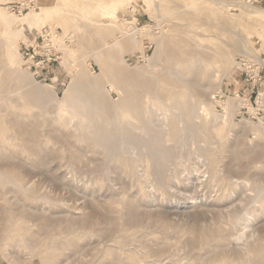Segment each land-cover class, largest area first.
I'll use <instances>...</instances> for the list:
<instances>
[{"label": "rangeland", "instance_id": "rangeland-1", "mask_svg": "<svg viewBox=\"0 0 264 264\" xmlns=\"http://www.w3.org/2000/svg\"><path fill=\"white\" fill-rule=\"evenodd\" d=\"M16 1L27 3L28 0ZM217 1L35 0L34 6L23 10L18 3L0 0V9L7 12L9 18L24 19L41 6L56 8L55 16L48 21L8 26L0 22V116L4 126L6 116L19 117L22 128L27 126L22 136L11 125L0 128V213L3 214L0 215V264H158L160 259L164 264H218L224 259L232 264L235 261L236 264H264V96L261 94L264 92V15L257 18L248 11L243 14L251 6L262 12L264 7L251 4L249 0ZM229 1L233 4H228ZM132 25L137 28L134 30ZM78 74L81 80L87 74L98 75L99 83L104 77L100 84L106 90L104 95L108 94L112 100L119 97L111 84L115 74L120 77L118 82H131L134 87L130 91L136 96V102L142 100L137 102L139 107L146 97L158 98L156 94L162 100L166 97L163 102L169 101L172 91L183 90L182 79L198 80L201 86L197 89L189 85V92L209 91L210 97H215L212 108L222 116L219 125L225 133L222 143L240 141L233 155L234 162L239 160L241 165L247 166L251 159L255 161L254 165L251 162V173H246L244 167L241 171L245 173L236 167L229 168L233 180H244L247 186L242 183L233 189L228 181L219 185L208 181L206 156L216 144L204 138L205 132L198 131L195 122L179 125L180 128L188 126L194 134L185 138L179 136L186 140L185 151L191 154L184 162L178 161L181 146L178 141H174L167 152L153 154L160 138L155 127L153 132L151 128L124 126V132L111 128L107 132L113 136L109 140L110 148L103 149L95 139H88L92 143L87 145L85 140L79 139V126L63 122L58 113L65 98L72 93L73 78ZM31 81L38 84L36 89ZM26 83L30 86L26 87ZM188 100L191 108L192 101ZM227 106H230L229 111ZM200 110L203 113V109ZM209 115L208 121H211L212 115ZM205 116L201 114L196 122L202 123ZM151 123L146 119L142 124L151 127ZM120 132L127 135L126 140L141 144L137 149L139 159L132 168L117 158L109 164L106 162L109 153L120 152L118 145L123 138ZM33 136H38V142L32 140ZM245 145L251 148V153ZM90 146L93 149L89 151ZM195 150L199 155H194ZM174 172L180 176L176 180L172 176ZM190 175H195L192 178L196 183L203 180L202 184L186 180ZM33 195L36 196L32 198ZM230 198L238 202H232L233 205ZM188 202L194 204L192 211L173 209ZM20 204L25 205L24 209ZM59 207L63 209L60 211ZM72 209L78 215H74ZM247 221L251 222L250 230L244 226ZM240 234L245 240L236 237Z\"/></svg>", "mask_w": 264, "mask_h": 264}, {"label": "bare ground", "instance_id": "bare-ground-1", "mask_svg": "<svg viewBox=\"0 0 264 264\" xmlns=\"http://www.w3.org/2000/svg\"><path fill=\"white\" fill-rule=\"evenodd\" d=\"M163 1V0H162ZM215 1V0H214ZM216 2H218L217 0H216ZM220 3V2H219ZM231 3L232 2H230L229 1V3L228 4H230L231 5ZM227 4V5H228ZM233 4V3H232ZM236 4H238V3H236ZM248 4V3H247ZM246 4V5H247ZM250 4V3H249ZM231 7V6H230ZM226 8V7H225ZM185 9V8H184ZM226 10V9H225ZM7 11V10H6ZM55 11H56V8H55V6H47V7H44V6H41L40 7V10L39 11H37V12H35V13H33V14H27L26 16H25V18L24 19H22V18H15V17H13V18H9L8 17V15H7V12L5 13L2 9H0V22H2L3 23V25H5V26H8L10 23H14V24H22V25H26V24H28V25H30V24H34V23H36V22H40V21H42V20H45V21H48L50 18H52V17H54L55 16ZM249 12V13H251L253 16H255V17H257V18H260V17H262V15H264V12H262V10H260V9H258L257 7H252L251 6V8L250 9H247V10H245V12L243 11V14H245L246 12ZM264 11V10H263ZM220 12V11H219ZM222 12V11H221ZM11 15V14H10ZM78 16V15H77ZM86 17V16H85ZM86 20V19H85ZM90 21V20H89ZM88 22V21H87ZM98 22V21H97ZM97 22H96V24H97ZM1 23V24H2ZM90 23H92V22H90ZM94 23V22H93ZM105 24H107V23H105ZM218 24V23H217ZM98 27V26H97ZM213 27H216L218 30H219V28H221V27H219V26H213ZM219 27V28H218ZM132 28L134 29V28H137L136 26H133L132 25ZM210 28V27H209ZM215 28V29H216ZM223 28V27H222ZM225 28V27H224ZM203 29V28H202ZM211 29V28H210ZM51 30V29H50ZM135 30V29H134ZM223 30V29H222ZM225 30V29H224ZM223 30V31H224ZM207 31V30H206ZM216 31V30H215ZM225 33V32H224ZM234 33V32H233ZM98 34H100V33H98ZM217 33H215V35H216ZM223 34V33H222ZM235 34V33H234ZM217 35H219V34H217ZM136 37V36H135ZM240 37V36H239ZM102 38V37H101ZM92 40V39H91ZM241 40V39H240ZM136 42V41H135ZM225 43V42H224ZM240 44H242V43H240ZM160 45V44H159ZM212 46V45H211ZM230 47V46H229ZM240 48V47H239ZM241 49V48H240ZM243 49V48H242ZM98 51V50H97ZM225 51V50H224ZM221 52V51H220ZM95 53V52H94ZM221 53H223V52H221ZM224 54V53H223ZM199 55H202V54H199ZM96 56H97V54H96ZM203 57V56H202ZM203 59H205V57L203 58ZM98 60V59H97ZM100 60H102V59H100ZM98 61L97 62V64L98 63H100L101 61ZM104 60V59H103ZM191 62L193 61V59L191 58V60H190ZM183 62V61H182ZM181 62V63H182ZM184 63V62H183ZM189 63V62H188ZM206 63H207V65L209 64L210 65V63L209 62H207V60H206ZM186 64V65H185ZM188 64L185 62L184 63V66H187ZM106 66H108L107 64H106ZM183 66V65H182ZM7 67V66H6ZM188 67V66H187ZM186 67V68H187ZM108 69V68H107ZM188 69V68H187ZM23 70V69H22ZM101 70V69H100ZM102 70L104 71L105 69L104 68H102ZM109 70V69H108ZM109 71H111V70H109ZM13 72V71H12ZM21 72V71H20ZM23 72V71H22ZM111 72H113V71H111ZM91 73V72H90ZM13 74V73H12ZM77 74V73H76ZM16 75H17V72H16ZM79 75L80 74H78L77 76H75L73 79H74V83L72 84V87H71V91H72V93L70 94V96L68 97V98H65L66 100H65V102H63L62 103V107L59 109V115H60V118H61V120H63V122H65V123H75L76 125H78L79 127V135H80V137H79V139H81V140H85V142L87 143V145L89 144L90 145V143H92V140H90V143H89V140L88 139H95V143L96 144H99L100 145V147H102L103 149H106V148H108L110 145V142H109V140H110V138H112L113 136H109L108 134H107V132L109 131V129H111V128H114L115 130H117V131H123L124 132V126H126V128H133V129H141V130H143V129H146V128H148V129H150L152 132H153V130H152V128L153 127H155L156 129H157V131L158 132H156V133H159L160 134V138H158L159 139V147H154V150H153V154L154 155H161V154H163V153H165V152H167L170 148H171V146H174V141H178V142H181V146H179L180 147V149H179V147H177L178 149V151H179V160L178 161H180V162H184V161H186V160H188V159H190L191 158V154L190 153H186V151H185V148H186V140H181L180 138H179V136H182V138H185L186 136H188V135H194L193 134V132H192V130L191 129H189L188 128V126H183V127H181L180 128V124H189V123H191V122H195V125L197 126V129H198V131H200L201 130V132L202 131H204L205 132V135H204V138L205 139H209V141L210 142H212L213 144H216L214 147L215 148H212V149H210V150H212L210 153H208L207 154V156H206V161H205V163H208V171L210 172V174H209V172H208V174L210 175H208L209 177V179H208V181H210V182H216V183H218V185H219V183H223L222 181H228L227 183H232V184H230V185H232V187H233V189L235 188V187H237V186H239L240 184H242L243 182H244V180L243 181H235V180H233V178L234 177H232V175L229 173V168H232V167H236L237 169H239L240 171L241 170H246L245 172L246 173H249V171H250V173H251V171H253V170H251L252 168H253V165H254V163L253 162H255L254 160H252L251 159V161H249V163H248V165L247 166H243V165H241V163H240V161L238 160V162H234V160L236 159L233 155H234V152H237L238 151V146L240 145V143H238V142H240V141H238V142H233V141H231L230 140V138H229V140L230 141H228V142H226V143H222V138H223V134H225L224 133V129L221 127V126H219L222 122L220 121V118L222 117L221 116V114H219L218 112H216L213 108H212V105H213V103H214V96H212V97H210V95L208 94V92L206 91L205 93H203V92H198L197 94H192V93H190L189 92V90H190V86L191 87H194V88H197L198 89V87H200L201 86V83H199V81L198 80H196V79H182V82H180V83H182V86L184 87L183 88V90L182 89H178V90H176V91H172V94L170 95V96H168V98H169V101H167V102H163L164 100H165V98H164V100H162L161 98H159V96H157V94L155 95L156 97H158V98H156L155 100H152L151 98H148V97H146L147 99L142 103V106H137V102H138V104H139V102H141L140 100H137V102H136V96H134L133 94L134 93H131V91L130 90H132V83L131 82H118L119 80L118 79H120V77H118V76H116V74H115V78H114V80H112L111 81V84H112V87H113V89L114 90H117L118 92V94H119V97H117L118 99H116V100H112L111 98H108V94H106V96L104 95V91H106V90H104V87L100 84V83H102V82H104L103 80L105 79L104 77H103V80H102V82L100 81V83H99V81H98V78L97 77H99L98 75H94V74H87L86 75V78H84V80H81L80 79V77H79ZM100 75V74H99ZM118 75V74H117ZM14 76V75H13ZM18 76V75H17ZM82 76V75H81ZM110 76V75H109ZM108 76V77H109ZM113 76V75H112ZM172 76V75H171ZM173 77H175V76H173ZM178 78V80H179V77H177ZM110 79V78H109ZM21 80V79H20ZM25 80V79H24ZM99 80H101V79H99ZM107 80V79H106ZM1 81V80H0ZM169 81V80H168ZM181 81V80H180ZM26 82H28V81H26ZM35 82V81H34ZM34 82H32L31 81V83H32V85H35V87H33V88H35L36 89V85H38V84H36V83H34ZM211 82V81H210ZM23 83V82H22ZM107 83H109L108 81H107ZM167 83H169V82H167ZM209 83V82H208ZM29 85V84H28ZM31 85V86H32ZM136 85V84H135ZM165 85V84H164ZM190 85V86H189ZM30 86V85H29ZM29 86H27V83H26V87H29ZM134 87V86H133ZM165 88L167 87V85L166 86H164ZM0 88H1V86H0ZM111 88V87H110ZM137 88V87H136ZM170 88V87H169ZM193 88V89H194ZM34 89V90H35ZM167 89V88H166ZM170 89H172V88H170ZM38 90V89H37ZM192 90V89H191ZM39 91L41 92V90L39 89ZM198 91V90H197ZM202 91V90H201ZM103 92V93H102ZM112 92V91H111ZM263 96H264V92H262L261 93ZM37 95V94H36ZM35 95V96H36ZM165 95V94H164ZM40 96V95H39ZM45 96V95H44ZM113 96V95H112ZM4 97V96H3ZM29 97V96H28ZM31 97V96H30ZM135 97V98H134ZM142 97V96H141ZM149 97H150V95H149ZM162 97V96H161ZM204 97H207L209 100H206V98H204ZM11 97H9V99H10ZM139 98V96H137V99ZM188 98L192 101V103L190 104L192 107L191 108H189L188 107V105H189V100H188ZM4 99H7V97L6 98H4ZM30 99V98H29ZM67 99L69 100L70 99V101L69 102H67ZM143 99V98H142ZM195 99H197V101L195 102ZM7 101H9V100H7ZM11 101V100H10ZM216 102V101H215ZM10 104H11V102H10ZM229 104V103H228ZM8 105H9V103H8ZM17 105V104H16ZM10 106V105H9ZM1 107V106H0ZM110 107V108H109ZM228 108H226L228 111L230 110L229 109V107L230 106H227ZM250 107V106H249ZM3 108V107H2ZM19 108V107H18ZM251 108V107H250ZM10 109H11V107H10ZM110 109V110H109ZM200 109H203V113L205 114V115H207V116H205V119H204V121L202 122V123H199L200 122V120H199V122H196V119L197 118H199V117H201V114H203L202 113V111L200 110ZM3 110V109H2ZM7 111V110H6ZM6 111H5V113H6ZM46 111H48V110H46ZM161 112V113H160ZM2 114V113H1ZM10 115H12V112H10L9 113ZM8 114V115H9ZM209 114H211L212 115V120L211 121H208V118H209ZM226 114V113H225ZM229 114V113H228ZM15 115V114H14ZM17 115V114H16ZM163 116L162 117V119H159V117L160 116ZM18 116V115H17ZM40 116V115H39ZM55 116V115H54ZM10 117V116H9ZM5 119V118H4ZM146 119H149L150 120V122L152 121V123L151 124H153V126L151 125V127L150 126H145V124H142V123H145V120ZM200 119V118H199ZM23 120V119H22ZM5 121H6V126H4V124H3V117L2 116H0V128L2 129V128H5V127H8V125H11V126H13L14 128H15V130H16V133L18 134V135H21L22 136V134H25L26 133V130L24 129L25 127H27V126H24V128H22V125H23V123L21 124V120L19 119V117H10V118H8L7 116H6V119H5ZM225 122V121H224ZM33 123V122H32ZM73 124L71 125V126H73ZM141 124L143 125V126H141ZM43 125V124H42ZM181 125V126H182ZM36 126V125H35ZM51 126V125H50ZM12 127V128H13ZM77 126H75V129H77L76 128ZM229 127H231V126H229ZM10 128V127H9ZM13 128V129H14ZM67 128V127H66ZM27 129V128H26ZM29 129V128H28ZM132 129V130H133ZM200 129V130H199ZM55 130V132H56V129H54ZM128 130V129H127ZM206 130V131H205ZM129 131H131V130H129ZM150 131V132H151ZM23 132H25V133H23ZM27 132H28V130H27ZM30 132V131H29ZM42 132V131H41ZM49 132V131H48ZM121 132L119 133V134H121ZM31 133V132H30ZM50 133V132H49ZM54 133V132H53ZM155 133V132H154ZM155 133V134H156ZM43 134V133H42ZM45 134V133H44ZM47 134V133H46ZM57 135H58V133H56ZM55 134V135H56ZM75 134V133H74ZM73 134V135H74ZM114 134V133H113ZM124 134V133H123ZM153 134V133H152ZM158 134V135H159ZM200 134V133H199ZM51 135V134H50ZM49 135V136H50ZM54 135V134H53ZM122 135V134H121ZM200 135H202V133L200 134ZM20 136V137H21ZM26 136V135H25ZM28 136V135H27ZM61 136V135H60ZM59 135H58V137H60ZM63 136H65V135H63ZM127 135H122V139H121V142H120V144L118 145L119 146V149H120V152H111V153H109V156L107 155V157H108V161H106L107 162V164H109V163H111L112 161H113V159L115 158H117V159H120V160H123L126 164H127V166H128V168H132L133 167V164H134V162L135 161H137V159H139V156H140V154L137 152V149H139V146L141 145L139 142H134L133 140H131V139H129V140H126L125 139V137H126ZM13 137V136H12ZM11 137V138H12ZM32 137V136H31ZM30 137V138H31ZM34 137V136H33ZM37 137L38 136H36V137H34V138H32V140H34V141H37L36 139H37ZM72 137V136H71ZM77 137H78V135H77ZM195 137V136H194ZM201 137V136H200ZM226 137V136H225ZM224 137V138H225ZM239 137V136H238ZM10 138V137H9ZM14 138V137H13ZM24 138V137H23ZM40 138V137H39ZM46 138V137H45ZM52 138V137H51ZM54 138V137H53ZM235 139H236V137H234ZM240 139H242L241 138V136L239 137ZM15 139V138H14ZM44 139V138H43ZM64 139V138H63ZM226 139V138H225ZM238 139V138H237ZM244 139V141H245V137L243 138ZM8 140V139H7ZM31 140V139H30ZM40 140V139H39ZM42 140V139H41ZM227 140V139H226ZM234 140V139H233ZM14 141V140H13ZM46 141V140H45ZM66 141V140H65ZM64 141V142H65ZM113 141V140H112ZM21 142V141H20ZM26 142H28V141H26ZM38 142V141H37ZM40 142V141H39ZM42 142V141H41ZM68 142V141H67ZM83 142V141H82ZM194 142H195V139H194ZM43 143H45L44 141H43ZM58 143V142H57ZM34 144H36V145H38L36 142L34 143ZM65 144V143H64ZM67 144V143H66ZM248 144V143H247ZM28 145V144H27ZM30 145V144H29ZM28 145V146H29ZM177 145V144H176ZM176 145H175V147H176ZM31 146H33V144L31 145ZM70 146V145H69ZM114 146V145H113ZM246 146V145H245ZM27 147V146H26ZM68 147V146H67ZM66 147V148H67ZM84 147V146H83ZM87 146H85L84 148H86ZM91 147V149H88L89 151L90 150H92L93 148V146H90ZM213 147V146H212ZM247 147V149H248V152H250L251 153V148L250 147H248V146H246ZM89 148V147H88ZM110 148V147H109ZM173 148V147H172ZM195 148V147H194ZM26 149H28V148H26ZM29 149H30V147H29ZM33 149V148H32ZM74 149V148H73ZM112 149V148H111ZM188 149V148H187ZM207 149V150H206ZM206 151H209V149L206 147ZM245 149V148H244ZM243 150V149H242ZM30 151H31V149H30ZM80 151V150H79ZM196 151V150H195ZM244 151V150H243ZM261 152V151H260ZM86 153V152H85ZM84 153V154H85ZM106 153V152H105ZM199 152H195L194 153V155L195 154H198ZM255 153V152H254ZM67 154H68V152H67ZM72 154V153H71ZM33 155H35V153L33 154ZM70 155V154H69ZM82 155H83V153H82ZM89 155V154H88ZM97 155V154H96ZM199 155V154H198ZM85 156V158H86V155H84ZM93 156V155H92ZM105 156V155H104ZM192 156H193V154H192ZM254 156H257V155H254ZM259 156V155H258ZM70 157V156H69ZM75 157V156H74ZM91 157V156H90ZM135 157V158H134ZM160 157V156H159ZM238 157V156H237ZM252 157V156H251ZM87 158H89V157H87ZM197 158V157H196ZM199 158V157H198ZM70 159H71V157H70ZM75 159V158H74ZM79 158H77V160H78ZM91 159V158H90ZM245 159V158H244ZM72 160V159H71ZM176 160V161H177ZM240 160H241V158H240ZM245 160H247V159H245ZM244 160V162H246ZM40 161V160H39ZM75 161V163L77 162L76 160H74ZM90 161V160H89ZM139 161V160H138ZM143 161V160H142ZM170 161V160H169ZM203 161V160H202ZM201 161V162H202ZM260 161V160H259ZM36 162V161H35ZM49 162V161H48ZM81 162V161H80ZM83 162V161H82ZM81 162V163H82ZM90 162H92V161H90ZM105 162V163H106ZM253 163V165H251L252 163ZM37 163V162H36ZM52 163V162H51ZM74 163V162H73ZM85 163V162H84ZM93 163V162H92ZM97 163V162H96ZM101 163V162H100ZM143 163V162H142ZM147 163V162H146ZM152 163V162H151ZM178 163V162H177ZM167 164V163H166ZM172 164V163H171ZM179 164V163H178ZM181 164V163H180ZM242 164H244V163H242ZM257 164V163H256ZM49 165V164H48ZM182 165H184V164H182ZM194 165V164H193ZM207 165V164H206ZM16 166V165H15ZM85 166V165H84ZM89 165H87V167H88ZM96 166V165H95ZM106 166V165H105ZM113 166V165H112ZM147 166V165H146ZM151 166V165H150ZM155 166V165H154ZM11 167V166H10ZM9 167V168H10ZM36 167H38V166H36ZM39 167H40V165H39ZM42 167V166H41ZM51 167V166H50ZM53 167V166H52ZM176 167V166H175ZM196 167V166H195ZM206 167V168H207ZM243 167H244V169H243ZM255 167V166H254ZM257 167V166H256ZM77 168H79V167H77ZM98 168V167H97ZM177 168V167H176ZM6 169V168H5ZM15 169V171H17L16 170V168H14ZM13 169V170H14ZM32 169H34V168H32ZM50 169V168H49ZM96 169V168H95ZM98 169H100V168H98ZM110 169V168H109ZM143 169V168H142ZM157 169V168H156ZM174 169V168H173ZM191 169H193V168H191ZM197 169V168H196ZM255 169V168H254ZM7 170V169H6ZM9 170V169H8ZM12 170V169H11ZM31 170V169H30ZM36 170V169H35ZM51 170H52V168H51ZM80 170H81V168H80ZM79 170V171H80ZM84 170V169H83ZM94 170V169H93ZM93 170H89L88 169V171H93ZM207 170V169H206ZM256 170V169H255ZM82 171V170H81ZM171 171V170H170ZM179 171V170H178ZM205 171V170H204ZM23 172V171H22ZM34 172V171H33ZM83 172V171H82ZM141 172V171H140ZM194 172V171H193ZM242 172V171H241ZM240 172V173H241ZM244 172V171H243ZM242 172V173H243ZM244 172V173H245ZM3 173V172H2ZM18 173V172H17ZM37 173V172H36ZM79 173V172H78ZM84 173V172H83ZM196 173H197V171H196ZM206 173V172H205ZM241 173V174H242ZM64 174V173H63ZM146 174V173H145ZM171 174V173H170ZM169 174V175H170ZM198 174V173H197ZM199 174H201V173H199ZM198 174V175H199ZM99 175V174H98ZM179 175H180V173H179ZM243 175V174H242ZM246 175V174H245ZM14 176H16V175H14ZM20 177V175H17V177ZM29 176V175H28ZM120 176V175H119ZM147 176V175H146ZM172 176H174L173 178L176 180L177 179V177H180V176H178L177 175V173L175 174V172H174V174L172 175ZM184 176V175H183ZM195 177V175H190L189 177H187L186 178V180H189V182L191 183V181H194V183H196L195 182V180L192 178V177ZM241 176V175H240ZM12 177H13V175H12ZM31 177V176H30ZM87 177V176H86ZM95 177V176H94ZM93 177V178H94ZM123 177V176H122ZM141 177V176H140ZM201 177H202V175H201ZM242 177V176H241ZM118 178V177H117ZM199 178V177H198ZM259 178V177H258ZM257 178V179H258ZM31 179L32 178H30V182H31ZM202 179H203V177H202ZM242 179H246L245 177L243 178L242 177ZM23 180V179H22ZM26 180V181H25ZM24 181L25 182H27L28 183V181H27V179H25ZM197 180V179H196ZM200 180V179H199ZM199 180H197L198 182V184H199V182H201V184H202V181L203 180H201V181H199ZM248 180V179H247ZM263 180V179H262ZM71 181V180H70ZM182 181H183V179H182ZM204 181H206V180H204ZM260 181V180H259ZM107 182V181H106ZM169 182H171V180L169 181ZM178 182V181H177ZM188 182V181H187ZM209 182V183H210ZM258 182V181H257ZM3 183V182H2ZM24 183V182H23ZM174 183H175V181H174ZM196 183V184H197ZM208 183V184H209ZM234 183V184H233ZM256 183V182H255ZM259 183V182H258ZM260 183H261V181H260ZM12 184H13V182H12ZM22 184V183H21ZM31 185H33V183H30ZM177 184V183H176ZM207 184V185H208ZM212 184V183H211ZM244 184V183H243ZM171 185V184H170ZM178 185V184H177ZM176 185V186H177ZM187 185V184H186ZM200 185V184H199ZM205 185V184H204ZM203 185V186H204ZM245 186H247V184H244ZM258 185V184H257ZM26 186V185H25ZM35 186V185H34ZM172 186V185H171ZM189 186H191V185H189ZM196 186H198V185H196ZM202 186V187H203ZM244 186V187H245ZM10 188H11V186H9ZM13 187H15V184H14V186ZM146 187V186H145ZM152 187V186H151ZM192 187V186H191ZM194 187V186H193ZM206 187V186H205ZM218 187H220V186H218ZM226 187H229V186H227L226 185ZM226 187H225V189H226ZM241 187H243V186H241ZM264 187V186H263ZM17 188V187H16ZM16 188H15V193H17L16 192ZM29 188V187H28ZM31 188V187H30ZM29 188V189H30ZM33 188V187H32ZM117 188V187H116ZM184 188V187H183ZM183 188H182V190H183ZM186 188H188V186L186 187ZM195 188V187H194ZM201 188V187H200ZM261 188H262V186H261ZM260 188V189H261ZM34 189V188H33ZM32 189V190H33ZM140 189V188H139ZM170 189H172V187L170 188ZM174 189V188H173ZM189 189V188H188ZM197 189V188H196ZM202 189V188H201ZM204 189V188H203ZM223 190H224V188H222ZM232 189V190H233ZM236 189V188H235ZM14 190V189H13ZM12 190V191H13ZM25 190V189H24ZM180 190V189H179ZM186 190V189H185ZM245 190V189H244ZM262 190V189H261ZM260 190V191H261ZM35 191H36V187H35ZM34 191V194L36 193ZM117 191V190H116ZM127 191V190H126ZM187 191H189V190H187ZM186 191V192H187ZM225 191V190H224ZM246 191V190H245ZM260 191H259V194L261 195V193H262V191H261V193H260ZM153 192V191H152ZM231 191H230V189H229V193H230ZM235 192V191H234ZM263 192H264V189H263ZM85 193V192H84ZM121 193V192H120ZM126 193V192H125ZM137 193V192H136ZM174 193V192H173ZM176 193V192H175ZM195 193V192H194ZM213 193V192H212ZM211 193V194H212ZM232 193V192H231ZM242 192H240V194H241ZM96 194V193H95ZM94 194V195H95ZM109 194V193H108ZM135 194V193H134ZM139 195H140V193H138ZM137 194V195H138ZM177 194V193H176ZM199 194V193H198ZM209 194V193H208ZM228 194V193H227ZM248 194V193H247ZM88 195V194H87ZM86 195V196H87ZM90 195V194H89ZM88 195V196H89ZM136 195V194H135ZM138 195V196H139ZM179 195V194H178ZM222 195H225V194H222ZM234 195V194H233ZM233 195L231 196V197H233ZM250 195V194H249ZM248 195V196H249ZM36 195H33L32 196V198H34ZM42 196V195H41ZM44 196V195H43ZM103 196V195H102ZM101 196V197H102ZM105 196V195H104ZM107 196V195H106ZM131 196H132V194H131ZM153 196V195H152ZM180 196H181V194H180ZM230 196V195H229ZM228 196V197H229ZM235 196V195H234ZM240 197L239 198H241V195H239ZM242 196H246L245 194L244 195H242ZM251 196V195H250ZM259 196V195H258ZM257 196V197H258ZM19 197H20V195H19ZM190 197V196H189ZM193 197V196H192ZM196 197V196H195ZM224 197V196H223ZM256 197V196H255ZM254 197V198H255ZM21 198V197H20ZM43 199L45 198V196L44 197H42ZM244 198V197H243ZM247 198V196L244 198V199H246ZM6 199H7V197H6ZM10 199V198H9ZM27 199V198H26ZM100 199H103V198H100ZM185 199H186V197H185ZM194 199V198H193ZM192 199V200H193ZM203 199H205V198H203ZM8 200V199H7ZM15 200V199H14ZM20 200V199H19ZM18 200V201H19ZM24 200V199H23ZM28 200V199H27ZM36 200V199H35ZM38 200V199H37ZM105 200H107V199H105ZM154 200V199H153ZM199 200V199H198ZM229 200H231V203L232 202H234L235 201V199L234 198H230ZM236 200H239L238 198L236 199ZM241 200H243V199H241ZM16 201V200H15ZM29 201V200H28ZM33 201V200H32ZM31 201V202H32ZM119 201V200H118ZM146 201V200H145ZM152 201V200H151ZM191 201V200H190ZM211 201V200H210ZM210 201H209V203H210ZM226 201H228V200H226ZM225 201V202H226ZM244 201V200H243ZM247 201H248V199H247ZM134 199L132 198L131 199V203L132 204H134ZM157 202V201H156ZM179 202V201H178ZM177 202V203H178ZM197 202V200L196 201H194V203H196ZM205 202V201H204ZM207 202V201H206ZM236 202V201H235ZM238 202V201H237ZM236 202V203H237ZM5 203H7V202H5ZM10 203V202H9ZM11 203H13L12 201H11ZM15 203V202H14ZM21 203V202H20ZM23 203V202H22ZM160 203V202H159ZM158 203V204H159ZM181 203V202H180ZM185 203V202H184ZM199 203V202H198ZM209 203H206V204H209ZM245 203V202H244ZM248 203V202H247ZM83 204V203H82ZM204 204V203H203ZM205 204V205H206ZM233 205H234V203H232ZM246 204V203H245ZM14 205V204H13ZM20 205H22L23 206V204H20ZM28 205V204H27ZM126 205V204H125ZM193 205L194 204H189V202H188V204H186V205H176V206H174V208L173 209H175V210H185V211H189V210H191V208L193 207ZM210 205H211V203H210ZM232 205V206H233ZM247 205V204H246ZM253 205V204H252ZM15 206H16V204H15ZM25 206V205H24ZM24 206H23V209H24ZM30 206H31V204H30ZM149 206V205H148ZM198 206V205H197ZM203 206V205H202ZM213 206V205H212ZM228 206H230V205H228ZM251 206V205H250ZM9 207V206H8ZM18 207H19V204H18ZM64 207V206H63ZM78 207H79V205H78ZM124 207V206H123ZM207 207V206H206ZM245 207V206H244ZM6 208V207H5ZM12 208V207H11ZM31 208H33L32 206H31ZM43 208V207H42ZM65 208V207H64ZM128 208V207H127ZM163 208V207H162ZM223 208V207H222ZM236 208V207H235ZM240 208V207H239ZM247 208V207H246ZM13 209H17V208H13ZM22 209V210H23ZM27 209V208H26ZM25 209V210H26ZM35 209V208H34ZM54 209V208H53ZM63 209V208H62ZM61 209V210H62ZM68 209V208H67ZM195 209V208H194ZM249 208H247V210H248ZM8 210H9V208H8ZM7 210V211H8ZM36 210V209H35ZM39 210V209H38ZM37 210V211H38ZM59 210H60V207H59ZM60 210V211H61ZM72 210H74V209H72ZM232 210V209H231ZM234 210H236V209H234ZM244 210V209H243ZM247 210L245 211V213L244 214H246V212H247ZM6 211V212H7ZM11 210H9V212H10ZM16 211V210H15ZM27 211V210H26ZM47 211V210H46ZM51 211H52V209H51ZM77 211H79V210H77ZM171 211V210H170ZM192 211V210H191ZM238 211H240V210H238ZM242 211V210H241ZM3 212V211H2ZM12 212V211H11ZM21 212V211H20ZM23 212V211H22ZM54 212V211H53ZM52 212V213H53ZM56 212V211H55ZM66 212H67V210H66ZM69 213H71L70 211H68ZM73 212V211H72ZM227 212H231V211H227ZM261 212V211H260ZM34 213H36V212H34ZM57 213H58V211H57ZM63 213H65L64 211H63ZM234 213V212H233ZM17 214V213H16ZM73 214L74 215H78V212H75V210H74V212H73ZM82 214V213H81ZM0 215H2L3 216V214H1L0 213ZM14 215H15V213H14ZM18 215V214H17ZM20 215V214H19ZM57 215V214H56ZM80 215V214H79ZM134 215V214H133ZM231 215L233 216V214H232V212H231ZM238 215H241V214H237V217H239ZM9 216V215H8ZM22 216H23V214H22ZM21 216V217H22ZM61 216V215H60ZM81 216V215H80ZM135 216V215H134ZM235 216H236V213H235ZM244 216V215H243ZM248 216V212H247V214L245 215V217H247ZM20 217V216H19ZM57 217V216H56ZM78 217V216H77ZM127 217H129L128 215H127ZM212 217V216H211ZM230 217V216H229ZM242 217V216H241ZM2 218V217H1ZM14 218H16V217H14ZM24 218V217H23ZM82 218V217H81ZM141 218V217H140ZM143 218V217H142ZM243 218L244 217H242V220H243ZM10 219V218H9ZM11 219L13 220V218L11 217ZM28 219V218H27ZM77 219V218H76ZM126 219V218H125ZM236 219V218H235ZM234 219V220H235ZM239 219V218H238ZM253 219V218H252ZM16 220V219H15ZM127 220V219H126ZM225 220V219H224ZM250 220V219H249ZM248 220V221H249ZM19 221V220H18ZM135 221V220H134ZM226 221V220H225ZM246 222L245 224H244V226L245 227H247V229L246 230H248L249 229V226L251 225L250 223L251 222ZM252 221V220H251ZM210 222V221H209ZM234 222H236V220L234 221ZM238 222H240V221H238ZM242 222V221H241ZM253 222V221H252ZM15 223V222H14ZM14 223L12 222V224L14 225ZM222 223V222H221ZM243 223V222H242ZM255 223V222H254ZM254 223H252L253 225H254ZM16 224V223H15ZM237 224H239V223H237ZM10 225V224H9ZM111 225V224H110ZM208 225V224H207ZM234 225V224H233ZM261 225V224H260ZM61 226V225H60ZM221 226V225H220ZM239 226V225H238ZM122 227H124V226H122ZM144 227V226H143ZM151 227V226H150ZM222 227V226H221ZM241 227V226H240ZM243 227V226H242ZM241 227V228H242ZM244 227V228H245ZM251 227H252V225H251ZM126 228V227H125ZM128 228H129V226H128ZM229 228V227H228ZM231 228V227H230ZM237 228H239V227H237L236 226V229ZM60 229V228H59ZM144 229V228H143ZM146 229V228H145ZM255 229V228H254ZM58 230V229H57ZM116 230V229H115ZM126 230V229H125ZM129 230V229H128ZM188 230V229H187ZM229 230V229H228ZM250 230V229H249ZM252 230V229H251ZM66 231V230H65ZM67 231H68V229H67ZM84 231V230H83ZM130 231V230H129ZM71 232V231H70ZM85 232V231H84ZM244 232V231H243ZM242 231H240V233H243ZM74 233V232H73ZM150 233H151V231H150ZM218 233V232H217ZM245 233V232H244ZM127 234V233H126ZM163 234V233H162ZM250 234V233H249ZM141 235V234H140ZM243 234H240V235H238V236H236V237H238V239H240V238H242L243 236H242ZM246 235V234H245ZM245 235H244V237H245ZM68 236V235H67ZM88 236V235H87ZM219 236H221L222 237V235H219ZM218 236V237H219ZM82 237V236H81ZM90 237V236H89ZM97 237V236H96ZM235 237V238H236ZM93 238V237H92ZM226 238H229V236L227 235L226 236ZM252 238V237H251ZM237 239V238H236ZM237 239V240H238ZM242 239H244L245 240V238H242ZM242 239H240L241 241H243ZM137 240V239H136ZM143 240V239H142ZM164 240V239H163ZM235 240V239H234ZM239 240V241H240ZM75 241V240H74ZM146 241H147V239H146ZM140 242V241H139ZM150 242V241H149ZM201 242V241H200ZM203 242V241H202ZM259 242V241H258ZM70 243V242H69ZM236 243V242H235ZM248 243V242H247ZM246 243V244H247ZM73 244V243H72ZM115 244V243H114ZM113 244V245H114ZM135 244V243H134ZM138 244V243H137ZM136 244V245H137ZM147 244V243H146ZM156 244V243H155ZM237 244V243H236ZM239 244V243H238ZM241 244V243H240ZM117 245V244H116ZM116 245L115 246H112V245H110V247L112 246V247H116ZM119 245V244H118ZM249 245V244H248ZM251 245V244H250ZM105 246V245H104ZM122 246H124V245H122ZM133 246V245H132ZM144 246V245H143ZM200 246V245H199ZM198 246V247H199ZM65 247V246H64ZM135 247V246H134ZM133 247V248H134ZM137 247V246H136ZM139 247H140V245H139ZM201 247V246H200ZM233 247V246H232ZM237 247H238V245H237ZM250 247V246H249ZM252 247V246H251ZM117 248V247H116ZM120 248V250L122 249V247H119ZM57 249V248H56ZM102 249H104V247H102ZM118 249V248H117ZM224 249V248H223ZM54 250V249H53ZM111 250V249H110ZM137 250V249H136ZM204 250V249H203ZM103 251V250H102ZM105 251V250H104ZM113 251V250H112ZM122 251V250H121ZM138 251V250H137ZM144 251V250H143ZM142 251V252H143ZM256 251V250H255ZM254 251V252H255ZM118 252V251H117ZM125 252V251H124ZM141 252V253H142ZM249 252V251H248ZM119 253V252H118ZM140 253V252H139ZM144 253H145V251H144ZM173 253V252H172ZM190 253V252H189ZM260 253H261V251H260ZM217 254H219L218 252H217ZM221 254V253H220ZM140 255V254H139ZM190 255V254H189ZM214 255V254H213ZM223 255H225V254H223ZM222 255V256H223ZM262 255V254H261ZM141 256V255H140ZM169 256V255H168ZM171 256V255H170ZM188 256V255H187ZM148 257V256H147ZM233 257V256H232ZM261 257V256H260ZM146 258V257H145ZM167 258V257H166ZM165 258V259H166ZM181 258V257H180ZM258 258V257H257ZM170 259V258H169ZM182 259V258H181ZM207 259V258H206ZM209 259H210V257H209ZM198 260V259H197ZM151 261V260H150ZM174 261V260H173ZM185 261H187V259H185ZM240 261V260H239ZM152 262V261H151ZM166 262L168 263V261L166 260ZM203 262V261H202ZM205 262V261H204ZM157 263V262H156ZM164 264L163 263V259L161 260L160 259V262H158V264ZM172 263V262H171ZM120 264V263H119ZM151 264V263H150ZM188 264V263H187ZM209 264V263H208ZM218 264H232V263H228V262H226V260L224 259V260H221V262L220 263H218ZM233 264H236V261H235V263H233ZM247 264V263H246Z\"/></svg>", "mask_w": 264, "mask_h": 264}, {"label": "built area", "instance_id": "built-area-1", "mask_svg": "<svg viewBox=\"0 0 264 264\" xmlns=\"http://www.w3.org/2000/svg\"><path fill=\"white\" fill-rule=\"evenodd\" d=\"M11 1H13L15 4L18 3V5H19L18 7L23 6L22 7L23 10L26 8L30 9V7L34 6L36 3L35 0H28L27 3H22V2L16 1V0H11ZM249 1H252L251 4H256V5H260V6L264 7V0H249Z\"/></svg>", "mask_w": 264, "mask_h": 264}]
</instances>
